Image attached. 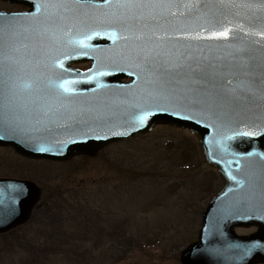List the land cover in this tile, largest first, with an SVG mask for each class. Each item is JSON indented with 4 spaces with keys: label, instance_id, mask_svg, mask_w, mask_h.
<instances>
[{
    "label": "water",
    "instance_id": "95a60500",
    "mask_svg": "<svg viewBox=\"0 0 264 264\" xmlns=\"http://www.w3.org/2000/svg\"><path fill=\"white\" fill-rule=\"evenodd\" d=\"M157 2L164 6L130 11L74 3L64 17L0 12V146L60 162L94 157L159 124L189 130L226 185L182 264L264 262V248L249 252L264 245V37L255 35L264 31V0ZM223 26L227 39L204 38ZM90 29L119 38L94 36L80 55L71 41ZM84 62L89 70L74 68ZM94 71L105 74L89 79ZM63 80L73 91L58 87ZM145 110L152 115L140 124ZM248 131L257 134L237 135ZM38 201L34 185L0 180V233L25 223ZM253 225L257 237L233 232Z\"/></svg>",
    "mask_w": 264,
    "mask_h": 264
},
{
    "label": "rangeland",
    "instance_id": "374dc122",
    "mask_svg": "<svg viewBox=\"0 0 264 264\" xmlns=\"http://www.w3.org/2000/svg\"><path fill=\"white\" fill-rule=\"evenodd\" d=\"M25 161L0 148V175L19 173L43 193L30 222L0 238V264H180L212 199L207 188L224 185L198 139L168 126L95 158Z\"/></svg>",
    "mask_w": 264,
    "mask_h": 264
},
{
    "label": "snow or ice",
    "instance_id": "6c2138e0",
    "mask_svg": "<svg viewBox=\"0 0 264 264\" xmlns=\"http://www.w3.org/2000/svg\"><path fill=\"white\" fill-rule=\"evenodd\" d=\"M76 4L79 5H89L91 4L93 7H102V6H111L115 7L116 9H125V10H132V9H137V8H155V7H162L164 6L161 3H158L157 0H149L148 3L143 2V0H103V4H97L94 2V0H74ZM186 7L188 5H185ZM193 7L196 5L193 4ZM261 7H264V3H261ZM40 7H43V5H40ZM0 31H3V29H0ZM231 32V27L230 26H223L220 30H215L211 31L210 34L207 37L204 38H209V39H227L229 37V33ZM101 35H107L109 38L116 40L119 38L118 32L115 30H109V31H100L97 29H90L87 32H84L81 34V37L71 41V43L75 44L76 46L79 47L80 55H87L86 51H83L84 49H88L92 47L89 43L93 39L94 36H101ZM189 35V34H185ZM255 35L257 36H262L264 37V31H259L256 32ZM127 38V37H124ZM192 38H202L200 34H196ZM69 58L67 55L65 56V59ZM56 64L60 67L63 68V62L61 60H57ZM104 72L101 71H94L92 72L88 78L91 79L93 76H102L104 75ZM73 83L72 80H63L58 84V87L62 89L64 92H71L73 89L68 87V85H71ZM27 86V85H26ZM160 110L166 111L167 109L162 108L160 106H157ZM152 115V112L150 111H143L141 115L138 117V122L140 124H143L144 121ZM257 133L255 131H248V132H240L237 133V135H244V136H253L256 135ZM40 151H45L43 147L39 149ZM17 189H19V186H16Z\"/></svg>",
    "mask_w": 264,
    "mask_h": 264
},
{
    "label": "flooded vegetation",
    "instance_id": "af4514ba",
    "mask_svg": "<svg viewBox=\"0 0 264 264\" xmlns=\"http://www.w3.org/2000/svg\"><path fill=\"white\" fill-rule=\"evenodd\" d=\"M28 10L29 8L25 4H22V2L20 3L19 2H4L3 0H0V11L20 13V12H25ZM18 174L13 175L17 177H12V176H5V177H12L18 180H24V178H21L20 175ZM236 231L239 235L248 236L256 232L257 229L256 228L237 229ZM257 264H264V263H257Z\"/></svg>",
    "mask_w": 264,
    "mask_h": 264
},
{
    "label": "trees",
    "instance_id": "16d2710c",
    "mask_svg": "<svg viewBox=\"0 0 264 264\" xmlns=\"http://www.w3.org/2000/svg\"><path fill=\"white\" fill-rule=\"evenodd\" d=\"M190 160V159H189ZM190 162V161H189ZM189 162H188V164H189ZM191 165H192V163H191ZM208 183V185H209V182H207ZM210 186V185H209ZM208 189V192H212L213 191V189L212 188H207Z\"/></svg>",
    "mask_w": 264,
    "mask_h": 264
}]
</instances>
